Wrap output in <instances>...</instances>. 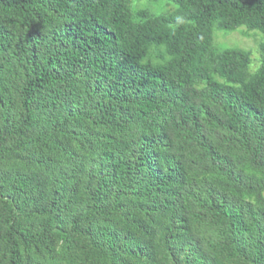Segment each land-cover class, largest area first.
Masks as SVG:
<instances>
[{
    "label": "trees",
    "instance_id": "1",
    "mask_svg": "<svg viewBox=\"0 0 264 264\" xmlns=\"http://www.w3.org/2000/svg\"><path fill=\"white\" fill-rule=\"evenodd\" d=\"M163 1L0 0V264H264L260 188L204 135L264 174V0ZM241 27L263 37L251 75L211 57ZM184 145L257 202L189 187Z\"/></svg>",
    "mask_w": 264,
    "mask_h": 264
},
{
    "label": "rangeland",
    "instance_id": "2",
    "mask_svg": "<svg viewBox=\"0 0 264 264\" xmlns=\"http://www.w3.org/2000/svg\"><path fill=\"white\" fill-rule=\"evenodd\" d=\"M132 14L139 11H145L150 17L166 16L174 12L175 6L167 1L157 0H126ZM263 37L256 31H248L241 27L233 32L212 31L211 36V57L226 49H238L249 54L250 63L247 68V74H253L259 67L260 52L259 45L262 43ZM162 49L150 50L148 53V61L152 64H161L160 59ZM221 82L218 78L214 77ZM202 86L196 85L195 89L199 90ZM204 135L208 143L213 147L214 151L229 158L232 167L239 171L243 178L248 182L250 187L254 188V182L260 188L258 189L259 198L264 208V174L262 172H254L248 168L246 157L238 150L237 143L234 138L221 130L205 126ZM178 153L182 155L183 162L188 171V185L193 188H200L205 184H210L219 191L228 193L232 197H238L246 202L255 203L257 197L251 193L240 194L234 190L224 175L216 173L203 166L198 156L197 150L191 146H181Z\"/></svg>",
    "mask_w": 264,
    "mask_h": 264
}]
</instances>
